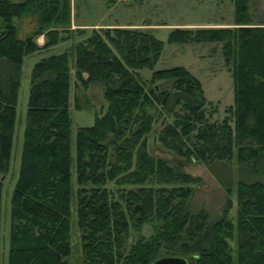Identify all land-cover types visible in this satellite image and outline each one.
<instances>
[{"label": "trees", "instance_id": "obj_1", "mask_svg": "<svg viewBox=\"0 0 264 264\" xmlns=\"http://www.w3.org/2000/svg\"><path fill=\"white\" fill-rule=\"evenodd\" d=\"M247 7V0H233L235 27L173 28L166 37L167 43H220L232 104L225 109L229 116L219 121L208 120L201 85L183 66L153 70L146 81L139 77L163 45L147 31L91 29L71 48L32 64L9 199L6 264H66L72 171L80 264H149L171 256L187 264H264V182H237L234 218L227 216V197L222 214L209 219L188 206L198 178L152 155L147 146L163 113L170 119L151 139L182 162L234 158L252 167L259 162L264 26L250 24ZM69 15V0H0V190L9 166L22 57L69 39ZM29 16L35 25L23 36L19 24ZM39 35L44 38L40 46ZM70 54L74 78L83 87L98 83L105 102L91 125L76 128L73 156ZM109 182L114 191L106 187Z\"/></svg>", "mask_w": 264, "mask_h": 264}, {"label": "rangeland", "instance_id": "obj_2", "mask_svg": "<svg viewBox=\"0 0 264 264\" xmlns=\"http://www.w3.org/2000/svg\"><path fill=\"white\" fill-rule=\"evenodd\" d=\"M18 2L21 0H11ZM249 18L252 25L264 26V0H247ZM70 22L69 39L58 42L47 48L24 55L21 61L19 85L15 101L14 126L9 166L1 178L0 190V264H6L9 199L15 180L27 100L29 71L32 64L41 57L57 54L86 35L91 29L103 28H133L150 32L162 41V49L156 62L150 67L138 71L139 77L146 81L153 70L172 66H183L200 83L205 99L204 113L210 121H219L225 115V109L232 104V80L223 63L219 42L167 43L166 37L173 28H231L234 25L233 0H69ZM73 21V26L71 22ZM1 22V19H0ZM34 17H24L19 26L25 36L34 28ZM82 25V26H78ZM108 25V26H106ZM76 30V31H75ZM81 32V33H80ZM43 37V36H42ZM38 46L44 38L40 35L35 39ZM72 54L68 57L70 66V94L68 113L70 117V150L73 156V140L77 127L91 125L94 115L104 110L105 102L98 83L83 87L73 76ZM167 83L160 82L163 87ZM77 105L79 108H76ZM229 116V115H228ZM162 113L152 125V132L147 137L149 152L167 160L174 167L192 177L198 182L192 185V195L188 200L191 211L203 210L209 219L218 218L230 199L227 216L234 218L236 202L234 187L239 181L250 183L264 182V153L255 166L241 164L232 158L229 162L214 161L211 163L182 162L169 151L159 147L152 139L153 135L169 121ZM72 190L71 217L69 229V244L71 252L66 264H80V231L75 221V174L70 176ZM106 187L115 190L112 182ZM230 192H226V188ZM145 228L142 234L147 235ZM132 232L128 242L134 239ZM233 245V244H232Z\"/></svg>", "mask_w": 264, "mask_h": 264}, {"label": "water", "instance_id": "obj_3", "mask_svg": "<svg viewBox=\"0 0 264 264\" xmlns=\"http://www.w3.org/2000/svg\"><path fill=\"white\" fill-rule=\"evenodd\" d=\"M149 264H187L186 260L181 257L171 256V257H160L152 261Z\"/></svg>", "mask_w": 264, "mask_h": 264}, {"label": "crops", "instance_id": "obj_4", "mask_svg": "<svg viewBox=\"0 0 264 264\" xmlns=\"http://www.w3.org/2000/svg\"><path fill=\"white\" fill-rule=\"evenodd\" d=\"M70 24H71V26H73V21ZM78 26H82V25H78ZM106 26H108V25H106ZM40 37L43 38L42 35H40Z\"/></svg>", "mask_w": 264, "mask_h": 264}]
</instances>
